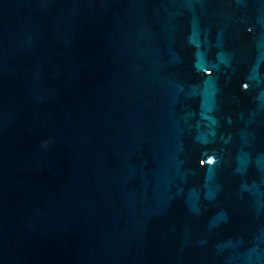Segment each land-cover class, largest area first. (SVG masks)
I'll return each mask as SVG.
<instances>
[{"label": "water", "instance_id": "water-1", "mask_svg": "<svg viewBox=\"0 0 264 264\" xmlns=\"http://www.w3.org/2000/svg\"><path fill=\"white\" fill-rule=\"evenodd\" d=\"M0 264H264V0H0Z\"/></svg>", "mask_w": 264, "mask_h": 264}]
</instances>
